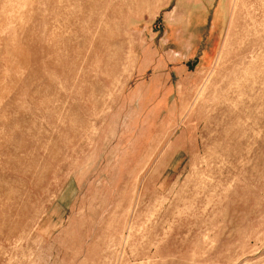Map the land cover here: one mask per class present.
Here are the masks:
<instances>
[{"label":"rangeland","instance_id":"rangeland-1","mask_svg":"<svg viewBox=\"0 0 264 264\" xmlns=\"http://www.w3.org/2000/svg\"><path fill=\"white\" fill-rule=\"evenodd\" d=\"M0 264H264V0H0Z\"/></svg>","mask_w":264,"mask_h":264}]
</instances>
